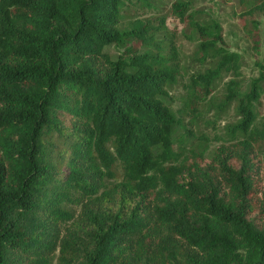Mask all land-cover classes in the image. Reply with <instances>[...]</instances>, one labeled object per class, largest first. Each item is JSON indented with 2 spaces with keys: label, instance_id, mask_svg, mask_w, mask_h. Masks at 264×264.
<instances>
[{
  "label": "trees",
  "instance_id": "trees-1",
  "mask_svg": "<svg viewBox=\"0 0 264 264\" xmlns=\"http://www.w3.org/2000/svg\"><path fill=\"white\" fill-rule=\"evenodd\" d=\"M156 1L0 0V264H264V58L241 90L239 54L187 0L175 32L123 24ZM235 1L264 23V0ZM211 100L238 118L209 149Z\"/></svg>",
  "mask_w": 264,
  "mask_h": 264
},
{
  "label": "rangeland",
  "instance_id": "rangeland-1",
  "mask_svg": "<svg viewBox=\"0 0 264 264\" xmlns=\"http://www.w3.org/2000/svg\"><path fill=\"white\" fill-rule=\"evenodd\" d=\"M174 0H157L151 7H134L128 5L123 11L124 21L130 18L150 17L153 19L163 18L168 29H174V32L181 27L178 20L169 14V7ZM189 9L199 12L202 18H212L216 20L221 27V35L229 50L234 51L240 56V73L238 78L240 88L246 91L250 79L256 76L255 61L264 58V23L261 16H253L246 13L235 0H187ZM134 7V8H132ZM241 15L244 17L241 19ZM240 17V18H239ZM250 17L259 21L258 25V45L251 40L252 30L250 29ZM180 63L185 67L187 72L201 70L197 64L189 59L192 49L190 42L178 37ZM110 52L115 54L116 49L110 48ZM231 79L230 74L223 75L222 80L218 82L214 91V100L223 92V83ZM178 86L168 89V93L174 96L179 93ZM213 100L203 108V115L198 121L199 129L208 137L210 148L216 146L220 139L224 137L226 127L230 126L237 120L235 111L231 106L227 107L221 113H214L211 107ZM172 106V105H171ZM257 119L264 116V97L259 99L257 105Z\"/></svg>",
  "mask_w": 264,
  "mask_h": 264
}]
</instances>
